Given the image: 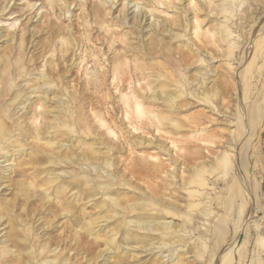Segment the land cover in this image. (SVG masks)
Here are the masks:
<instances>
[{
  "label": "bare ground",
  "instance_id": "6f19581e",
  "mask_svg": "<svg viewBox=\"0 0 264 264\" xmlns=\"http://www.w3.org/2000/svg\"><path fill=\"white\" fill-rule=\"evenodd\" d=\"M135 1L136 0H134L135 5L139 7L140 1L139 0H138L139 2L138 1L135 2ZM156 1L165 4L168 0H166V2L163 0H156ZM131 2L133 1L131 0L130 3ZM172 2L173 1L169 2V4L172 5ZM204 2L202 0L189 1V5L193 6L194 8L193 11L194 14L192 16L190 15L191 17H189V14L191 13V12L189 13L190 11L189 9H192L190 6L186 5L190 8L189 9L186 8L184 12L183 11L180 12L178 10L179 7L173 5L172 9L174 8L175 10H177L176 11L178 13L177 16H172V13L170 15L168 10L162 11V12H167V14L170 16L169 18H167L168 21L167 19L166 20L164 19L162 21L159 20L160 23H157L156 20H153L147 23L149 19V17H147V12L142 13L143 14L142 16L147 17L145 21H143V18L139 19L138 17L139 15H137V18H134V25H135L134 28H136V31L138 27H141L143 22L147 23L146 26L147 32L144 34L143 40H144V46L145 48H147V55L152 56L151 57L152 61L158 62L159 64L166 66V60L167 57H170L169 56L170 52L165 51V49L172 48L171 46H175L177 42L184 44V46L187 47L182 53H179L180 54L178 57L179 60L175 59L172 61L173 62L172 68L170 69L169 72L162 71L160 73V76L163 77L164 80L159 79L160 81H158L157 89H155L154 85L153 86L149 85L148 88H150L151 94L150 91L148 90L149 94L143 95L145 96L146 99L145 105L143 104V101L141 102V99L139 98L140 96L128 97L124 101L125 102L124 105L126 107L124 109L126 119H132L133 117H135L136 120H141L146 116V119L151 125L149 123L148 124L150 126H154V130L156 132L162 135H166L167 138L165 139L169 140L166 142L164 141L161 142L162 140L161 141L159 140L160 142L150 140L149 142L156 143L158 149L166 152V155L169 156L167 160H170V164L165 163L163 161L160 164V167H158L160 168L159 170L157 168L155 169V167L154 168L152 167L153 165L157 166V164L154 161L151 162L149 159H147L141 164L137 166H133L130 169L131 174L133 176H137V175L141 176L142 173L144 172L145 175H149L152 178L161 177L162 178L161 182H166L168 180L169 181L174 180V182L170 181L171 182V184L169 185L170 187L167 186L166 184L165 186H163L166 191L170 190V195L169 194L167 195L166 193H164V191L162 192L159 191V190H163V187L159 188L157 182L146 181L145 182L146 188L143 191V193H146V196L144 198L141 197L140 199L138 198L137 194H134L128 200L129 203L128 207L126 208L124 206L126 208V214H124V220L127 221L126 223L127 236H126V242L123 244L124 249L122 251H119L115 247L113 239L110 238L111 236L110 235L105 238V245H106L105 249L104 250L101 249V251H99L96 255L95 252L94 253L95 256L93 257V259H89V264H101V263L122 264L121 262L125 259V256L128 253H130L129 259L128 260L126 259L128 263L143 264L144 262L135 263L138 257L137 256L138 254H136L137 249H142L143 252H151L157 249L156 254L160 253L159 254L160 256L152 260L150 264H197L200 262L199 260L201 258L202 259L204 258L205 263L207 262V264H210V262H212V264H245V260L247 259V245H249L251 234L253 231L250 225L251 218H254L252 221L255 223V226L257 228V233H258L257 236L259 237L258 243L259 245H261L260 249L262 247L264 250V205L261 201V195L263 193L262 184L259 178H257L258 170L255 169L257 164L251 162V158L253 157V155L255 158H257L258 156H260L259 154H261L262 152L261 149L262 144L260 141L262 140V135L264 132V26H261L259 28V30L263 28V31L261 29L260 32L257 29L258 27H256L254 34H252L254 35V39L252 40L249 39L250 45L252 44V42H254L252 47H250L251 50L249 49L247 52H245L246 50H244V48L245 45H247V43L245 42L244 44L242 42L243 46L241 45L242 46L241 59L238 61L241 65L239 66L240 69L237 70V74H236L237 81H235L233 79V75L230 74L229 71H225L223 68L217 65L216 66L209 65L207 63L206 58L204 57V54L212 55L215 57V54L213 52H210L211 50L208 51L207 46L205 47L206 44L204 45V42H202L203 40L200 39L201 37L200 35L204 34V30H203L204 26L202 25L203 22L200 18L201 14L199 13L200 11H204L205 12L204 15L206 16V18L210 16V14L207 12V7L204 4ZM243 2L244 0H224L223 3L221 2V4L218 5L217 8L218 13H224L226 15L225 16L226 19L229 20L230 16L228 14H231L233 17V12H235L234 9H236L235 6L238 4L241 5ZM176 3L178 4L177 1ZM126 4H128V2ZM146 6L151 12V15L155 16L154 12L158 8H156L155 6L151 7L153 6V2L149 0ZM100 10H102V8L100 9L99 5H96L94 7V16L96 19L98 18L97 12ZM102 13L104 12L102 11ZM127 14H124L123 17L121 16V18L123 21H126V23H129V18H128L129 15ZM89 15H91L90 12ZM134 15H136V13ZM157 17L155 16V19H159ZM214 18H216V15ZM193 20L195 26H194V35H193L194 38L193 37L192 38L194 41L193 44L196 46L195 48H192L189 45L190 42L189 44L187 42L188 39L191 38V36L187 37V35L189 34L187 30L193 29V27H191ZM83 23L84 22H82V24ZM43 28L46 29V27ZM144 28L145 27H143V30ZM179 28H183L182 31H179ZM222 28H223V24L218 23L216 26L217 32ZM71 29H74L73 26ZM257 30L258 32H256ZM31 31L33 36L39 33V30L37 28H34ZM222 32H224L223 29ZM161 35L163 36V38L159 40L158 37ZM56 37L60 38V40L62 41L59 42L60 44L62 43L61 50L63 51V53L69 51L68 49L65 48V45L66 44L69 45L71 44V42L75 40L73 39L75 36L71 38L69 34L67 36L64 33V31L58 33ZM105 38L107 39L108 37L106 36ZM6 39H7V43H9L15 40V36L6 35ZM173 39H177V42H173ZM168 40H170L171 42H169ZM197 40L198 41L200 40L202 44L201 43L198 44ZM176 48L177 47H175V49ZM55 51L56 49H54V52ZM153 51H156V55H153ZM192 52L196 54L194 55L192 54ZM136 55H138V53ZM63 56L64 55H62V57ZM229 56H232V53H230ZM80 59L81 62L84 63L85 59L82 58ZM145 59H147V57ZM63 61L64 60H62V62ZM23 63L24 62L21 61L20 59L13 60L12 63L13 67L11 69L10 68L1 69L2 66L0 65V168H1L0 173H3V175L5 176L6 182H11V183L12 181H14V179L12 178L13 172L16 171L17 167L26 165V163L22 161V158L25 155L30 156L33 154L32 150L35 149L36 146L37 145L39 146L40 144V142L38 143V141H43L47 145L52 144V146H56V147L59 146L60 148H64V150L59 151L58 153L55 151H50V152L46 151L49 154L51 153L52 156L56 157L60 164L61 163L68 164V161L71 163L73 162L72 158H74L75 160L78 161V163H76L77 165H83V164L87 165V161L91 160V154H90L91 152L88 154L82 151L80 152L78 151L83 147L82 146L83 140H82V135L80 134L78 128V122H77L78 118H76V114L73 113L72 98L75 97L74 95H71L72 94L71 91L70 92L68 91V89L72 88V87L69 88L68 86L70 83L66 86V91L68 93L66 94L64 92L68 98L66 100H64L65 97L63 98V95H59L58 91L56 90L57 87L55 85L57 82L56 83L54 82L55 84L54 83L51 84L49 83L51 81H47L45 79L46 77L45 72L40 74L41 75L40 78H43L42 80H40L44 82L43 85L40 84L39 81L38 82L39 84H37L36 86H34L35 85L34 84L33 86L29 87L31 81L27 80L26 85L20 86L17 84L18 82L16 83V79H14V70L16 71L17 77L24 76V73L28 74V71L24 67L25 65ZM69 73L67 75H69ZM114 73H116L115 70ZM148 73L150 72L148 71ZM33 74L35 75V73ZM84 75H87L88 80L86 81L88 82L89 85L95 79L97 80L99 79V77L98 78L95 77L97 75V72L94 71L87 72V74ZM99 76L102 75L100 74ZM115 76L116 75L114 74V78ZM139 83L141 85V82ZM173 86L175 87V89L174 88L170 89ZM16 87H18L20 93H18V95H16L15 97H12V92H14L13 89H15ZM95 103L96 102H94V104ZM196 104H199V106H203V110H199L198 112L193 114V116H190L189 114H185L182 117L173 116L174 111L176 110L181 111L185 107L193 106ZM29 107L31 108V110H29L30 109ZM15 109H19L18 112L24 110L23 114L20 115L19 117H16L17 113L15 112ZM51 109L53 111H51ZM187 110L189 109L187 108ZM31 112L33 113L31 114ZM43 112L47 114L48 122L44 127H41V123H40L41 121H39V118L42 116ZM51 114H53V116H51ZM75 120L77 123L75 122ZM130 129H132V131L133 130L136 131L138 127L134 125L132 128L130 127ZM147 141L148 139L139 140L140 143H146ZM27 145L30 146L28 147ZM214 150H218V151L213 152ZM94 151L97 152L96 148L94 149ZM102 153L100 156H102ZM159 155L160 153L150 154L149 157L152 159L156 158L158 161L160 158ZM47 162L50 165L53 166L55 165L54 162H49V161ZM104 162H106L107 164H113L110 162L108 158L104 159ZM46 164H44V166L43 164H41V167L35 169V172L37 173L42 169H47L45 167ZM172 167L173 169H171ZM88 168L89 167H87V170ZM91 168L93 169V167ZM78 169L80 168L78 167ZM49 171H50V173H48L49 176L47 175L45 177L44 176L42 177L43 178L42 181H46V184H48L49 182L52 183L55 178L52 169H50ZM61 171L64 172V174H66L65 176L71 173V172H67L66 170H61ZM104 172H108V171L104 170ZM230 173L232 174V176L229 179V183L227 184L226 191H224L223 188L216 191L217 188L220 187L218 186L217 180L222 179L223 181V177L229 175ZM101 175L104 176L103 174ZM123 175L122 177H124L126 174L124 176ZM126 179L127 178H125V180ZM226 179L228 178L226 177ZM24 180L26 179L24 178ZM24 180L22 182L27 188L34 187V189H36L38 187V183L29 181V183L27 184L25 183L26 181ZM118 182H120L119 179ZM127 182L130 185L134 184V182L132 183L131 180H127ZM99 184H100L99 185L100 190L104 189L103 194L109 197V200L111 199L115 203L119 201V199L112 192L106 189L111 184L108 183H99ZM121 184L120 186H122ZM7 187L11 189L12 185L8 184ZM62 188L64 187L62 186ZM213 191L215 192L216 195L210 197V195L214 193ZM25 192H27L28 194L31 193V191L28 189ZM27 193H25V195ZM219 193H222V195H220ZM51 196H52L51 194L45 193L46 198L42 202L41 206L37 204L38 206L36 208H33L30 214H28L31 217L30 219L28 218L29 220H25L26 221L25 223L26 225H28V227L26 226L27 228L22 227V229H20L21 231L23 230L28 231V233L32 235V238H34V240L36 238L35 243L32 244L31 248L28 245L29 242L28 243L27 241L26 243L19 242L18 239H20L21 232H19L18 230L14 231V223L12 222V219L9 216L11 214H9L8 212H6V214L4 213L5 211L9 210L10 205L5 201L3 202L0 201V214H1L0 227L5 226L2 229H6L7 231L5 232H7L8 234L6 238L4 236V240L2 242L3 245H0V264H74L70 257L64 256L65 254L64 252L67 249H69V246L65 245V243L60 242L61 241L60 235L54 236L52 234L55 230L61 227L71 226L76 230H78L79 232L80 230L84 231L82 232V234L87 232L93 237V239L97 241H99L102 238L101 237L102 235L100 236V234L93 231L96 228L95 225H93L91 222L89 223L84 222L83 218H79L78 214H76L68 205H65L64 202L58 200L59 205H56L57 206L56 210L55 209H53L54 211L51 210L52 207L49 206V202L53 201L51 203H54V201L58 199L57 194L54 195L53 198ZM214 205L216 207L219 206L223 207V212L220 211L222 212V214L219 213L221 214V216L219 217L220 220L218 219L219 221L216 224L212 223L215 225V227H213L212 225L211 228L212 230L210 232V238L213 235L215 242V248H212L211 246L212 242L209 241L208 239L209 234H207V232L203 233L202 235L200 233L201 237L198 242L192 240L194 233L193 231L197 230L196 227L197 223L194 226H191V224L189 225V223H191V221L194 219V212L198 209L202 210L206 216L211 217L210 215L215 213L213 212V209H216ZM212 206H214V208ZM48 207L50 208V210L48 209ZM59 207H61V209H58ZM18 210L20 209L18 208ZM215 214L219 215L217 213ZM230 214L233 215V217L227 218V216H229ZM38 216L40 217L37 219ZM175 217H181V219L178 218L179 221L176 222ZM203 220L206 219L203 218ZM39 221L40 224L37 225L39 227L37 228L38 229L37 231H39V229H43V231L41 230L42 231L41 233L38 232L35 233L36 227L34 226V224ZM206 224L204 222L202 226ZM139 231L140 232L142 231V233L144 232L142 235L145 238H141V239L138 238L137 233ZM79 232L76 233V237L74 239L75 243H77V237H80ZM85 234H83L82 236H84ZM93 242L96 243L94 240ZM54 243H56V246L53 248ZM77 244H79V242ZM85 245L86 244H84V246ZM75 250L77 249L75 248ZM92 250L93 248H91L90 252ZM70 251H72V249ZM209 251H212L211 253H209L210 255L208 254ZM92 253H90L89 255H92ZM49 254H54V255L50 256Z\"/></svg>",
  "mask_w": 264,
  "mask_h": 264
},
{
  "label": "rangeland",
  "instance_id": "374dc122",
  "mask_svg": "<svg viewBox=\"0 0 264 264\" xmlns=\"http://www.w3.org/2000/svg\"><path fill=\"white\" fill-rule=\"evenodd\" d=\"M130 1L131 0H118V1L117 0H66V1L65 0H0V65L2 66L1 69H7V68L11 69L13 67L12 66L13 60L20 59L21 61L24 62L23 64L25 65L24 67L28 71V74L24 73V76L17 77L16 71L14 70V79H16V83L18 82L17 83L18 85L24 86V85H26V81L29 80V81H31V83L29 84V87L33 86L34 84H35L34 86H36L37 84H39L38 82L43 79V78H40V76H41L40 74L45 72V74H46L45 79L47 81H51L49 83L53 84L54 82L55 83L57 82L55 85L57 87L56 90L58 91L59 95H63V98L65 97L64 100L68 99L66 96V94L68 93L66 91V86L70 83L71 85L69 84L68 86H69V88H71V87L72 88L68 89V91L69 92L71 91V93H72L71 95H74V97H75V98H72L73 113L76 114V118H78L77 119L78 128H79L80 134L82 135V140H83L82 141L83 147L81 148L82 150L79 149L78 151L79 152L82 151V152L88 153V154L91 152L90 153L91 154V160L87 161V165L86 164L77 165L76 163H78V161L75 160L74 158H72L73 162H71V163L68 161V164L67 163H61L60 164L56 157L52 156L51 153L49 154L46 151H49V152L55 151L58 153L59 151L64 150V148H60L59 146H57V147L52 146V144L47 145L43 141H38V143L40 142V144H39V146L37 145L36 148L32 150L33 154L30 156L25 155L22 158V161H24L26 163V165H22L20 167H17L16 171L13 172L12 178L14 179V181H12V183L6 182L5 176L3 175V173H0V201L1 202L5 201V202L9 203V205H10L9 210L5 211L4 213L6 214V212H8L9 214H11V215L7 214V215H9L11 217L12 222L14 223V231L18 230L19 232H21L20 239H18L19 242H22V243H26V241H27V243L29 242L28 245L30 248H31L32 244L35 243L36 238L34 240V238H32V235H30L28 233V231H24V230L21 231L20 229H22V227H25V228L28 227V225H26V223H25L26 222L25 220H29L31 218L28 214H30V212L33 208H36L38 205L41 206L42 202L46 198L45 193L51 194L52 198L56 194L58 196L57 197L58 199L55 200L56 202L55 201H54V203H51L53 201L49 202V206L52 207L51 210H53V209L56 210V208H57L56 205H59L58 202L62 201L65 203V205H68L76 214H78L79 218H83L84 222H86V223L91 222L93 225H95L96 228L93 231L100 234V236L102 235L101 236L102 238L99 241L93 239V237L90 234H88L87 232H85L87 235L85 233H83L85 235L82 236L83 235L82 232H84V231L80 230V232H79L75 228L68 226L69 224L67 225L68 227H66V226L61 227L60 226L61 228L55 230L52 233L54 236L60 235V240H61L60 242L65 243V245L69 246V249H67L64 252L66 254V255L64 254V256L70 257L74 264H89V259H93V257L99 251H101V249H103V250L105 249V247H106L105 238L110 236V235H111L110 238L113 239L115 247L119 251H122L124 249L123 244L126 242V236H127V227H126L127 221L124 220V214H126V208L129 205L128 200L134 194H137L138 198H140V199H141V197L144 198L146 196V193H143V191L146 188V184H145L146 181L157 182L159 185V188L165 186V184L167 186H169L171 184V182H174V180H170L171 181L170 182L168 179H167L168 181H166V182H161L162 178L160 177V174H159L160 178H152L149 175H145L144 172L142 173L141 176L140 175L133 176L131 174L130 169L133 166H137V165L141 164L142 162L146 161L147 159H149L151 162L154 161L157 164V166L153 165L152 167L153 168L155 167V169L157 168L159 170H160V168H158V167H160V164L163 161L165 163L170 164V160H167L169 158V156L166 155V152L158 149L156 143L149 142L150 140L151 141H158V142H160L161 140H162L161 142H163V141L166 142L169 140L165 139V138H167L166 135H162V134L156 132L154 130V126H150L151 124L146 119V116L144 118H142L141 120H136L135 117H133L132 119H126L125 118V110H124L126 107L124 105L125 104L124 101L128 97H133V96L139 97L140 96L139 98L141 99V102L143 101V104L145 105L146 99H145V96H143V95L149 94V91H150V88H148L149 85L150 86L154 85L155 89H157L158 81L164 80V78L160 76V73L162 71L169 72L170 69L172 68V63H173L172 61L175 59H178V57L180 55L179 53H182L187 48L184 46V44L177 42V39H173V42H177L176 45L171 46L172 48H170V49H165V51L170 52V54H169L170 57H167V60H166V66L161 65L158 62L152 61V58H151L152 56L147 55V48H145L144 40H143V36L147 32V29H146L147 23L151 22L153 20H156L157 23H160L159 20L162 21L164 19L166 20L167 18H169L170 16L167 14V12H162L163 10H168L170 15L172 13V16H177L178 15V13L176 12L177 10H175L173 8L174 9V11H173V9H172L173 5L178 6L179 7L178 10L180 12L181 11L184 12L186 10V8L189 9L191 7L192 9H189L190 10L189 13L190 12L191 13L190 14L188 13L189 17H191L194 14V12H193L194 8H193V6L189 5L190 0H168L167 2H166V0H163L166 2L165 4L159 3L156 0H151L153 2V6H151V7L155 6L156 8H158V9H156V11L154 13H155V16L156 17L158 16L157 18H159V19H155V16L151 15V12L149 11L148 7L146 6L147 2L149 0H146V1L142 0L143 2L141 0H139L140 2L138 0H136L140 3L139 7H137L135 5L134 0H132L133 2H131V3H130ZM171 1H173L172 5L169 4V2H171ZM176 1L178 2V4L176 3ZM202 1L203 2L205 1L204 4L206 5L207 12L210 14V16H208L209 18L208 17L206 18V16L204 15L205 14L204 11H200V13H199V14H201L200 18L203 22L202 25L204 26V28H203L204 34L200 35L201 36L200 39L203 40V41L202 40L201 41L204 42V45L206 44L205 47L207 46L208 51L211 50L210 52H213L215 54V57L212 55H206V54H204V57L206 58L207 63L209 65H212V66L217 65V66L223 68L225 71H229L230 74L233 75V79L235 81H237V75L236 74H237V70L240 69L239 66L241 65L238 61L241 59V54H242L241 50H242L243 43L244 44H245V42L247 43V45H245V48H244V50H246L245 52H247L250 49V47H252V45L254 43V42H252V44L250 45V40L254 39V35H252V34H254L255 28L258 27L257 29L259 30V28L261 26H264V0H244V2L241 5L238 4L235 6L236 9H234L235 12H233V17L231 14H228L230 16L229 20L226 19V17H225L226 15L224 13H218V9H217L218 5L221 4V2L223 3L224 0H207L208 2L206 0H202ZM127 2H128V4H126ZM80 3H81V5H80ZM93 3H95V4H93ZM94 5L95 6L99 5L100 9L102 8V10L97 12V15H98L97 19L94 16V7H95ZM124 5H126L127 7ZM160 5H162L165 8H163ZM184 5H185V7H184ZM186 5H188L190 7H188ZM84 6H86V7H84ZM180 6H181V8H180ZM103 8H104V10H103ZM135 10H137V11H135ZM209 10H211V11H209ZM102 11L104 13H102ZM89 12L91 15H89ZM145 12H147V17H149V19H148L147 23L143 22L142 25L143 24L144 25L143 26L141 25V27H138L137 31H136V28H134V26H135L134 25V18H137V15H139L138 16L139 19L143 18V21H145L147 17L142 16L143 15L142 13H145ZM131 13H133V14H131ZM135 13H136V15H134ZM124 14L129 15V17H128L129 23H126V21L122 20L121 16L123 17ZM108 15H110V16H108ZM215 15H216L217 19L214 18ZM107 16H108V18H107ZM57 17H58V19H57ZM231 18H233V19H231ZM80 20H81V23H80ZM130 20H131V22H130ZM167 21H168V19H167ZM78 22H79V24H78ZM82 22H84V23L82 24ZM218 23L223 24L222 29L224 30V32H222V29L218 30V32H217L216 26ZM112 24H114V25H112ZM117 24H118V26H117ZM128 24H129V26H128ZM130 24L131 25L133 24L132 27ZM184 24H186V23H184ZM72 26L74 29H71ZM122 26H123V28H122ZM194 26H195V23L193 20L192 26H191V27H193V29H191V30L186 29L187 32L189 33L187 35V37L191 36L190 39L187 38L188 39L187 42H188V44L190 42L189 45L192 48L196 47L193 44L194 43V41H193ZM43 27H46V29ZM84 27H85V29H84ZM143 27H145L144 30H143ZM34 28H37L39 30V33L35 34L33 36L31 30ZM182 29L183 28H179V31H182ZM261 29L263 31V28H261ZM232 30H234V31H232ZM258 30L256 32H258ZM260 30H259V32H260ZM62 31H64V33L67 36L69 34V36L71 38H73L75 36L73 38L75 40L73 42H71V44L65 45V48L69 50L66 53H63V51L61 50L62 49L61 48L62 43L60 44V42H62V41L60 40V38L56 37L57 34L62 32ZM205 31H206V33H205ZM6 35H14L15 40L7 43ZM99 35H100V37H99ZM114 35H115V37H114ZM77 36H78V38H77ZM83 36H85V37H83ZM106 36L108 37L107 39L105 38ZM94 37H95V40H94ZM161 38H163L162 35L158 37L159 40ZM168 41L171 42L170 40H168ZM76 42H78V43H76ZM108 42H109V44H108ZM239 42L240 43L243 42V43L240 44ZM91 43H93V44H91ZM197 43L200 44L201 43L200 40L199 41L197 40ZM106 44H108V45H106ZM135 45H137V46H135ZM181 45H183V46H181ZM138 46H139V49H138ZM106 47H109V48H106ZM175 47H177L178 49L177 48L175 49ZM65 48H63V49H65ZM78 48H79V50H78ZM54 49H56L55 52H54ZM80 50H81V52H80ZM133 50H135L138 53V55H136L137 53ZM82 52H84V53H82ZM128 53H130V54H128ZM159 53H161V52H159ZM230 53H232V56H229ZM192 54H194V52H192ZM62 55H64V56L62 57ZM153 55H156V51H153ZM146 57H147V59H145ZM221 57H223V58H221ZM74 58H75V60H74ZM80 58L85 59L84 63L81 62ZM108 59H109V61H108ZM162 59H164V58H162ZM43 60H44V63H43ZM62 60H64V61L62 62ZM128 61H129V63H128ZM231 63H232V65H231ZM9 64H10V66H9ZM50 66H53V67H50ZM158 66H160V67H158ZM98 67H99V70H98ZM46 68H47V70H46ZM64 69L67 71H65ZM114 70L116 71V73H114ZM92 71L97 72V75L95 77L96 78L99 77V79H98L99 81L97 79H95L93 81L94 83L92 82L89 85L88 82L86 81V80H88L87 75H84V74H87V72H92ZM148 71L150 73H148ZM33 73H35V75ZM68 73H69L70 77H69V75H67ZM100 74L102 76H99ZM114 74L116 75L115 78H114ZM51 75H53V76H51ZM30 76H32V77H30ZM33 76H34V78H33ZM17 80H20V81H17ZM77 80L79 81V83ZM62 81H64V82H62ZM142 81H144V82H142ZM139 82H141V85ZM145 82H146V84H145ZM40 84L43 85L44 82L40 81ZM16 88H17V90H16ZM16 88L13 89L14 92H12V97H15L16 95H18V93H20L18 87H16ZM62 88H64V89H62ZM173 88L175 89L174 86L171 87L170 89H173ZM63 90H65V91H63ZM72 90H73V92H72ZM76 91H77V93H76ZM123 91H125V92H123ZM126 92H127V94H126ZM150 94H151V91H150ZM104 97H105V99H104ZM92 101H93V103H92ZM94 102H96L97 104L96 103L94 104ZM112 103H113V105H112ZM90 108H91V110H90ZM187 108L189 110H187ZM85 109H86V111H85ZM29 110H31V108ZM199 110H203V106H199V104H196L193 106L185 107L181 111H179V110L174 111L173 116H176V117L181 116L182 117L185 114H189L190 116H193V114H195ZM18 111H19V109H15V112L17 113L16 117H19L20 115H22L24 110L20 111V112H18ZM51 111H53V110L51 109ZM32 113L33 112H31V114ZM87 114H88V116H87ZM51 116H53V114H51ZM47 117H48L47 114L45 112H43L42 116L39 118V121H41L40 122L41 127H44L46 125V123L48 122ZM75 122H76V120H75ZM108 124H110V125H108ZM134 125L138 127V129L136 131H134V130L132 131V129H130V127L132 128ZM35 126H36V124H35ZM149 126H150V128H149ZM131 131H132V134H131ZM85 139H86V141H85ZM141 139H148V141L146 143H140L139 140H141ZM105 140L107 143L105 142ZM260 142L262 144V146H261L262 152H261V154H259L260 156L257 155L258 156L257 158H255L253 155L254 158L253 157L251 158V162L257 164L255 169L258 170L257 171L258 172L257 178H259V180L261 181V184H262V192L263 193L261 195V201L264 205V132L262 135V140ZM115 145H117V146H115ZM27 146L29 147L30 145H27ZM94 147L96 148L97 152L94 151V149H95ZM7 149H9V148H7ZM216 149H218V148H216ZM112 150H113V152H112ZM215 151H218V150H214L213 152H215ZM101 153H102V156H100ZM158 153H160V155H159L160 158L158 161L156 158L152 159L149 157L150 154H158ZM71 157H73V156H71ZM106 158H108L110 160V162L113 164H107L106 162H104V159H106ZM47 161L54 162L55 165L54 166L50 165V164H48ZM138 161H139V163H138ZM253 161H255V162H253ZM57 162H58V165H57ZM41 164H43V166H44V164H46L45 167L47 169H42V170L38 171L39 173L38 172L36 173L35 169L40 168ZM106 165H108V166H106ZM110 165H112V166H110ZM90 166L93 167V169ZM78 167L80 169H78ZM81 167H82V170H81ZM87 167H89L88 170H87ZM173 167L171 169H173ZM50 169H52V171L54 172L55 178H54V181L52 183L49 182L48 184H46V181H42V179H43L42 177L47 176L48 173H50V171H49ZM0 170H1V168H0ZM61 170H66L67 172H71V173H69L67 176H65L66 174H64V172H62ZM104 170H107L108 172H104ZM32 173H34V174H32ZM44 173H46V174H44ZM58 173H60L61 175ZM101 174H103L105 177L102 176ZM123 174L127 177H125ZM122 175L127 179L125 180V178L122 177ZM231 176H232V174L230 173L229 175L223 177V181H222V179L217 180L218 186H220V187H218L216 191H218L221 188H223L224 191H226V187H227V184L229 183V179ZM226 177L228 179H226ZM24 178L26 180H24ZM118 179L122 184L120 182H118ZM23 180L26 181L25 183H27V184L29 183V181L36 182V183H38V187L36 189H34V187L27 188L23 184V182H22ZM127 180H131V182L132 183L134 182L135 185L134 184L130 185L127 182ZM13 182H14V184H13ZM20 182H21V185H20ZM125 182L127 185L125 184ZM5 183L7 185L8 184L12 185L11 189L9 187H7V185ZM99 183L111 184L106 189H108L110 192H112L119 199V201L117 203H115L111 199L109 200V197H107L103 194L104 189L100 190V188H99L100 184ZM42 184H43V186H42ZM120 184L122 186H120ZM62 186L64 188H62ZM172 186H171V188H172ZM132 187H133V189H132ZM142 187H143V189H142ZM27 189L30 190L31 193L28 194L27 192H25ZM46 189H48V190H46ZM159 191L160 192L164 191V193H166L167 195L168 194L170 195V190L166 191L164 189V187H163V190H159ZM182 192H185V191H182ZM25 193H27V194L25 195ZM219 194L222 195V193H219ZM215 195L216 194L214 192L213 194L210 195V197H213ZM180 196H182V195H180ZM18 202H19V204H18ZM20 205H22V206H20ZM214 206H212V207L214 208ZM220 207L221 206L216 207V209H213V212H215L217 214H219V213L222 214L223 207H221V208ZM18 208L20 210H18ZM48 209L50 210L49 207H48ZM58 209H61V207H59ZM23 211H25V212H23ZM220 211H222V212H220ZM215 213H213L212 215H210L211 217H209V216H206L203 213V211L200 209H198L194 212V219L191 221V223H189V225L191 224V226H194L197 223L196 224L197 230L193 231L194 233H193L192 240H195L196 242H198L201 235L203 233L207 232V234H209L208 239H209V241L212 242L211 246H212V248H215L214 236L212 235L210 238V232L212 230L211 229L212 225H213V227H215L214 224H216L220 220L219 217L221 216V214L216 215ZM196 214H199V215H196ZM201 214H202V216H201ZM26 215H27V217H26ZM117 215H118V217H117ZM100 216H103V217H100ZM197 216L200 217L201 219L198 218ZM39 217L40 216H38L37 219ZM212 217L214 218V220L216 222L213 220ZM228 217L232 218L233 215L230 214L229 216H227V218ZM178 218L181 219V217H175L176 222L179 221ZM203 218H205L206 220H203ZM253 219L254 218L250 219V225H251V228L253 229V231L251 234L249 245H247V259L245 260V264H264V250L262 247H261L262 250L260 249L261 245H259V243H258L259 237L257 236L258 235L257 228L255 226V223L252 221ZM21 221H22V223H21ZM108 221H110V222H108ZM203 221L205 222V224L207 222V224L204 225L206 227L202 226V224L204 223ZM23 222H24V224H23ZM212 223H214V224H212ZM39 224H40V221L36 222L34 224V226L36 227L35 233L36 232L41 233L43 231V229H39V231H37L38 230L37 228H39L37 225H39ZM200 226H201V228H200ZM3 227H5V226L0 227V234H1L0 235V242H1L0 245H3L2 242L4 240V236H5V238H6V236H8L7 232H5L7 230L2 229ZM114 230L116 231V233ZM77 231L80 234V237H77V243L79 242V244L75 243V240H74L76 237V233H78ZM143 233H142V231L141 232L139 231L137 233L139 239L145 238L142 235ZM200 233H201V235H200ZM72 235L74 236V238ZM204 236H206V235H204ZM88 237H89V239H88ZM131 238H134V237H131ZM93 240L96 243H94ZM72 241L74 242V245H73ZM84 244H86V245L84 246ZM79 245H80V247H79ZM55 246H56V243L53 244V248ZM197 246H198V244H197ZM75 248L77 250H75ZM91 248H93V250L90 252ZM71 249H72V251H70ZM87 249H88V251H87ZM154 251H151V252L156 254L157 249H155ZM72 252H74V253H72ZM151 252H143L142 249H137L136 254H138L137 255L138 257H137V261L135 263L144 262V263L150 264L152 262V260H154V259L158 258V256H160L159 255L160 253L154 255ZM211 252L212 251H209L208 254ZM90 253H92V255H89ZM94 253H95V255H94ZM49 255L53 256L54 254H49ZM90 256H92V257H90ZM129 257H130V253H128L125 256V259L121 263L122 264H130L127 262ZM83 258H85V259H83ZM148 259H149V261H148ZM81 260H83V261H81ZM199 261L200 262L197 264H201V263L207 264V262L205 263L204 258L203 259L201 258ZM101 264H103V263H101ZM210 264H212V262H210Z\"/></svg>",
  "mask_w": 264,
  "mask_h": 264
}]
</instances>
